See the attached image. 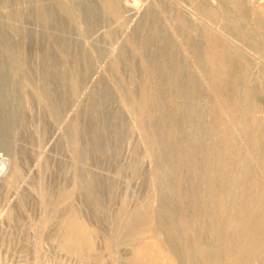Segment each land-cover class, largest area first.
Returning <instances> with one entry per match:
<instances>
[{"label": "rangeland", "instance_id": "obj_1", "mask_svg": "<svg viewBox=\"0 0 264 264\" xmlns=\"http://www.w3.org/2000/svg\"><path fill=\"white\" fill-rule=\"evenodd\" d=\"M115 1L0 0V264H194L192 221L213 249L201 195L212 150L229 139L239 170L254 156L246 132L264 113L239 124L212 68L220 0ZM247 184L234 195L245 204L264 190L255 177ZM249 217L225 215L223 233L244 235ZM74 220L70 250L60 238Z\"/></svg>", "mask_w": 264, "mask_h": 264}, {"label": "bare ground", "instance_id": "obj_2", "mask_svg": "<svg viewBox=\"0 0 264 264\" xmlns=\"http://www.w3.org/2000/svg\"><path fill=\"white\" fill-rule=\"evenodd\" d=\"M254 1L257 3V5H255L252 9H249L246 4V0H220L219 7L221 9V15L217 18L214 17L212 13L206 9L205 6L198 7L204 9L206 13V17L207 19H209V21L213 20L212 18L217 19V25L221 32L222 39L219 41L218 52H212L213 53L212 68L217 74L216 85L219 93L223 97V101H221V105L223 109L227 113H229L232 108H234L235 109L234 111H236L237 113L240 112L238 123L239 124L242 123V125L246 123V120L243 121V117L247 111L251 109L254 110L257 109L259 112L264 113V66L263 67L260 66L258 70L256 69L257 66L259 65L258 62L256 61L257 59L259 60V62H263L264 64V0H254ZM237 11H239L240 14ZM194 39L190 38V43L192 44V46L197 47L198 56H202L204 54L203 51L204 43L203 44H201L200 42L196 43L197 40ZM202 41H204V39ZM207 41L212 42L214 41V39L213 37L209 36ZM255 78L258 80V83L254 82ZM74 79L78 80L75 77ZM72 81L76 83L74 80ZM73 85L74 84H72V86ZM76 88H74V92L75 90L78 89ZM230 88L233 94L234 101L230 96ZM199 92H197V94ZM75 93H77V91ZM250 121L251 120H249L248 122L249 124ZM240 140L239 143L241 144ZM246 140L248 144L249 154L250 155L253 154L254 156L253 158L250 157L251 159L244 158L242 169L240 170L236 169L234 166L237 152L234 149L235 146H233V143H231L229 139L225 142H222L221 144H218V146L212 150V154L215 156L214 159L216 161V164L207 163L205 166L206 170L202 174L201 178L206 182L207 191L205 192V194H201V195L205 205L207 206V210L210 209L209 210L210 216L209 218L207 217L208 220H205L203 222V229H205V232H207L208 235H211L210 241L212 239L213 249L212 250L208 249V247L206 246L208 245V243L207 244L205 243L203 235H195L197 228L202 222L199 221L198 219L197 220L193 219L194 221H192V224L189 228L194 235L193 238L191 235L192 238L191 241L189 240V242L186 241L185 243L186 246L185 255L187 253L190 259L194 261V264H264V190H261V187L258 186L257 189L259 193L256 194L255 196H252L251 202L248 204H245V202L242 200L239 201L238 197L234 196L236 195V193L239 194L240 192L242 193L241 195L243 196V192L247 191L248 189L247 183L249 179L255 177L259 183L260 181H264V120H261L260 118L257 119L256 127L253 129V131L246 132ZM157 141L158 143L160 142L159 140ZM230 143L231 145H229ZM166 148H167V144H166ZM192 148L188 147L186 151L187 152L186 154H189L188 156L191 155L190 149ZM200 150L202 149H198V151L196 152H199ZM200 152L202 153V151ZM186 156L187 155H185V157ZM162 159L165 161V167L162 169V172L163 174L167 175L173 169L170 162L166 160V154L163 155ZM158 175H160V173ZM178 178L181 177L179 176ZM174 184H176V182ZM173 189L174 188L172 187V190ZM183 190L185 191L184 187ZM66 194L67 191L63 190L60 196L64 197L66 196ZM174 197L175 196H173V198ZM185 200L183 198L181 202L184 204ZM225 215L231 217L232 223L240 220L242 217L244 218L250 216L249 219H247L248 225L244 230V235L237 236L235 232L236 230L226 231V229L225 231L227 233H223ZM143 222L144 219L138 217L135 223L136 225H139L140 223ZM169 236L167 237L169 238ZM60 239H62L64 246H66L68 249L70 250L74 249L76 242L79 240V224L76 220L70 223L67 232L64 235H62ZM169 240L167 241L169 242ZM176 246H173V248L175 249ZM245 249L250 251V253L247 255L242 254V251H244ZM181 253L180 255L184 254ZM222 254H224L225 257L224 261H222L221 258ZM250 255L252 257H256L255 259H259L260 261L258 263H254L253 260H251L252 257ZM183 259H185V257Z\"/></svg>", "mask_w": 264, "mask_h": 264}]
</instances>
